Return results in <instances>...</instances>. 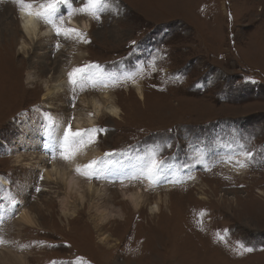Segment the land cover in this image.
<instances>
[{
	"label": "rangeland",
	"instance_id": "1",
	"mask_svg": "<svg viewBox=\"0 0 264 264\" xmlns=\"http://www.w3.org/2000/svg\"><path fill=\"white\" fill-rule=\"evenodd\" d=\"M86 3L67 0L52 16L40 14L53 32L70 13L89 18L92 31H82L77 46L70 37L58 42L55 34L27 39L23 51L19 11L31 0H0V94L8 96L0 100V259L5 245L32 264H264V195L258 193L264 191V0H101L96 11H84ZM43 45L51 47L53 60L58 56L48 74L41 72ZM89 64L99 68L72 84L68 73ZM51 75L60 85L45 95L42 82ZM106 92L119 117L104 111L95 127L85 126L104 131L76 143L73 158L95 160L112 174L120 171L115 162L130 163L122 184L113 177L92 181L114 186L127 216L98 229L86 222L85 211L80 222L66 224L56 188L43 180L44 167L52 161L66 166L73 158L44 157L40 116L57 118L65 129L88 109L80 98ZM55 133L59 138L63 131L56 126ZM93 148L96 157H90ZM153 159L163 162V171L146 185L142 171ZM121 185L144 190L142 210L126 208ZM37 199L50 210L39 211L41 227L14 223ZM154 203L161 204V217L149 213Z\"/></svg>",
	"mask_w": 264,
	"mask_h": 264
},
{
	"label": "bare ground",
	"instance_id": "2",
	"mask_svg": "<svg viewBox=\"0 0 264 264\" xmlns=\"http://www.w3.org/2000/svg\"><path fill=\"white\" fill-rule=\"evenodd\" d=\"M31 3L32 5L25 6L19 11V15L21 17L22 32L24 33V37L21 39V45H20L23 51L29 46V44L27 43V39L31 40L32 42H35L40 37L43 36L52 37L53 35L57 34V31L53 32V28H49V25L47 23L43 24L40 21V14L42 12L47 11L49 5H44L43 0H31ZM58 21L65 22L62 28H77L80 30L81 33L82 31L84 33L85 32L89 33V31H92V24L90 19L80 18L77 16L76 13L75 14L70 13L67 16H64V18H60ZM57 37L60 39L58 42L68 39L64 35H58ZM80 38L81 37H77L75 34L71 35L70 41H72V45L77 46V44L80 43L81 40ZM57 47L66 48L65 44H59ZM39 48L41 50L47 48V51L43 52L44 60L43 62H41L42 74L43 73L48 74L54 72L58 66V60H57L58 56L56 57L55 60H53L51 58L52 49L47 45L46 46L43 45V47L39 46ZM74 50L75 51L78 50L79 54L81 52L80 49H73V51ZM33 80L34 78L32 77L31 73L28 72V81L32 82ZM54 81L56 80L51 75L49 79H46L42 82V84L45 86L47 90V93L45 95H51L60 85V80L58 82L59 85L58 84L54 85L55 84L53 83ZM133 85L135 87L137 94L139 95V98L145 100V93L142 85L139 84L138 82H134ZM1 97L2 99L0 100L4 102V100L7 99L8 96L7 95L5 96L4 93H1L0 98ZM80 100L81 103L84 105V107L86 106L88 109L84 110V113H80L79 115L77 114L78 116L75 118L76 121L74 123L76 127L75 129L77 130H82L87 125H94L97 117L104 111H106L112 117L113 116L119 117V114L121 112L119 106L114 102V99L111 97V95L108 92L102 95V97H97L93 95L90 98L88 97L87 99L80 98ZM98 155L99 152L97 151V149L93 148L92 155L90 157H96ZM84 165L86 164L81 163L79 160L73 158L71 162H68L66 164V166H62L56 163L55 161H52L50 162V166L44 167L43 180L45 181V184L47 183V186H50L52 189L56 188L55 193H56V197L59 199L60 209L63 212L66 221L68 220L66 224H68V222L70 223V220H75V222L76 221L80 222L85 217V213H86L85 211H87L89 214L86 222L89 224L91 223V225H94V227L98 229H100L102 226H106L112 220H124L127 215L126 212H124L119 206H117L116 191L115 189H113L115 187L111 186L110 188L103 185L99 187L96 186L92 181L86 180L84 178L85 176H83L82 174V172L85 170V168L83 167ZM78 168L79 171H77ZM52 183L55 185V187L51 186ZM59 186L63 188L64 191L63 194L58 193L57 189ZM43 190H47V188H44ZM143 191L144 190H142L141 188H137L135 191H129L128 185H121L120 194L122 196V200H125V203L128 204L126 208L134 209V211L142 210L143 209L142 207L146 205L144 202ZM258 193L260 195H264L263 190H258ZM48 207H49L48 203L45 204L40 199H37L35 202L31 203L29 208L26 207L21 208V210L17 214L14 223H18V225L24 227V229L27 228L37 229L38 227H41L40 222L38 220L39 211L44 210L50 213ZM111 207L113 208V210L110 211L109 208ZM92 208L94 209L93 217L95 219L91 218L90 215ZM149 213L155 218L161 217L162 215L161 204L160 203L152 204L149 207ZM172 215L173 214L171 213L170 216ZM87 230L89 232L91 231V229L90 230L87 229ZM88 235L86 236L88 237ZM100 240L103 242L107 241L108 240L107 235L102 236ZM2 249H3L2 254L4 253L5 254L1 257L0 264L3 260L7 261L8 262L7 264H32L26 255H21L19 254V252L18 253L15 252L14 249H10L5 245H3Z\"/></svg>",
	"mask_w": 264,
	"mask_h": 264
},
{
	"label": "snow or ice",
	"instance_id": "3",
	"mask_svg": "<svg viewBox=\"0 0 264 264\" xmlns=\"http://www.w3.org/2000/svg\"><path fill=\"white\" fill-rule=\"evenodd\" d=\"M17 3L19 4H26L29 3V0H16ZM67 0H52V4L48 6V12L50 13L52 10L55 9L56 6L66 3ZM101 3V0H87V3L83 5L84 11H87L90 6H92L93 11H96L97 5ZM48 15H45V19H48ZM57 34L58 35H64L66 38H69L71 35L75 34L77 37H81L82 34L79 29L77 28H62V27H57ZM90 42V41H87ZM135 44V42H133ZM91 68H99L98 64H89V65H84L81 67H76L74 68L71 72L68 73L72 84H76L77 78L83 79L84 74L89 71ZM101 131H104L102 128H92V129H85V130H75L73 131L72 126L69 125L67 131L64 134V151L62 153L64 159L70 160L74 157L75 153L69 149L68 145L69 143H84V137L88 135L89 133H99ZM88 142H92L89 140ZM108 155H112V153H109ZM96 161L93 160L90 163L84 165L83 167L85 168L84 174L90 175L93 174L95 171V166H96ZM162 161H157L153 159L147 167L142 171L143 175H147L149 178H154L158 175H160L163 171L162 169ZM79 171V168L77 169ZM39 190V189H38ZM248 251H252L251 248L248 249Z\"/></svg>",
	"mask_w": 264,
	"mask_h": 264
}]
</instances>
